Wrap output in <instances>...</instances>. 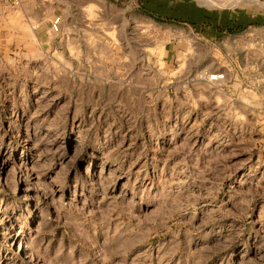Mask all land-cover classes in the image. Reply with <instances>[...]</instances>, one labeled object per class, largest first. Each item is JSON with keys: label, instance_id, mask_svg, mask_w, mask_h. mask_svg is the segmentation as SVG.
<instances>
[{"label": "rangeland", "instance_id": "rangeland-1", "mask_svg": "<svg viewBox=\"0 0 264 264\" xmlns=\"http://www.w3.org/2000/svg\"><path fill=\"white\" fill-rule=\"evenodd\" d=\"M192 1L264 17L260 3ZM11 5L0 264H264V28L208 43L121 1ZM39 10L63 14L66 37L37 40ZM202 69H224L222 89Z\"/></svg>", "mask_w": 264, "mask_h": 264}, {"label": "crops", "instance_id": "crops-1", "mask_svg": "<svg viewBox=\"0 0 264 264\" xmlns=\"http://www.w3.org/2000/svg\"><path fill=\"white\" fill-rule=\"evenodd\" d=\"M13 1L15 2L16 0H0V18L5 17L7 7L12 6L11 4ZM112 1H121V4L125 6L126 10L130 9L132 11L131 13H129V15L135 16L138 19L148 21L150 23H153L154 25H171L178 28L177 31L181 36L183 34V30L185 31V28L188 27V30L186 31L188 36L191 33H194L197 36L200 35L198 36V38H201L204 42L208 43H211L214 40L216 41V39L224 40L228 36L239 35L246 30L252 31L257 28H264V17L259 14L251 13L245 9L217 11L214 9H209L205 6L198 5L192 0ZM38 6L39 5H37V7ZM29 11L30 10H28L26 7H22V13L26 17V21L28 22V25H26L25 22L22 21L21 26L25 29L31 26ZM41 11L42 10L37 11L39 12V14H35V12L32 13V20L35 21V27L32 28V32L35 34L37 40L42 42V44L49 45V42L54 41L55 37H59V40L66 37V31L64 29L65 16L60 13L62 17L60 32L53 33L54 31L52 30V32L50 27V23L52 21V19L49 17L50 13H42ZM44 14L48 17H45ZM53 15L55 14L53 13ZM13 16L14 15H10V17ZM23 17L22 20H24ZM166 33L168 34L169 32ZM167 43V51L170 54L174 52L175 49L173 46H170V41H168ZM169 57H172V54L169 55ZM160 79H163L162 75L159 76V80ZM164 90V95L167 99H171V96H175V98L177 97L176 92L171 93L169 87Z\"/></svg>", "mask_w": 264, "mask_h": 264}, {"label": "built area", "instance_id": "built-area-1", "mask_svg": "<svg viewBox=\"0 0 264 264\" xmlns=\"http://www.w3.org/2000/svg\"><path fill=\"white\" fill-rule=\"evenodd\" d=\"M59 24H60V17L56 16L51 23V28L54 31H58ZM195 75L197 81L202 82L207 79L213 85L220 87L224 85V82L226 81V71L224 69H213V70L202 69Z\"/></svg>", "mask_w": 264, "mask_h": 264}, {"label": "bare ground", "instance_id": "bare-ground-1", "mask_svg": "<svg viewBox=\"0 0 264 264\" xmlns=\"http://www.w3.org/2000/svg\"><path fill=\"white\" fill-rule=\"evenodd\" d=\"M212 1V0H211ZM232 1V0H231ZM230 1V2H231ZM241 1H243V2H252V3H260V4H262L263 6H264V3H261V1L260 2H257V1H254V0H234L233 1V3H239V2H241ZM60 17V24H59V28L61 27V20H62V17L61 16H59ZM59 30V29H58ZM207 80V79H206ZM206 80H204L203 82H209L208 80L206 81ZM209 83H211V82H209Z\"/></svg>", "mask_w": 264, "mask_h": 264}]
</instances>
